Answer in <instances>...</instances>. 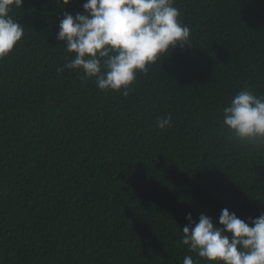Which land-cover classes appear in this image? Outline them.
Listing matches in <instances>:
<instances>
[{"label": "trees", "instance_id": "1", "mask_svg": "<svg viewBox=\"0 0 264 264\" xmlns=\"http://www.w3.org/2000/svg\"><path fill=\"white\" fill-rule=\"evenodd\" d=\"M86 0H24L0 60V264H183L182 229L225 208L264 213V147L229 138L223 109L264 95V0H175L190 46L129 90H100L57 39ZM171 116L170 127H156Z\"/></svg>", "mask_w": 264, "mask_h": 264}, {"label": "clouds", "instance_id": "2", "mask_svg": "<svg viewBox=\"0 0 264 264\" xmlns=\"http://www.w3.org/2000/svg\"><path fill=\"white\" fill-rule=\"evenodd\" d=\"M71 0H62L68 5ZM24 0H0V60L7 58L21 42L24 27L11 15ZM175 0H86L83 12L65 13L57 39L75 58L64 67L79 70L84 79H95L100 90L123 91L125 97L137 75L177 47L190 44V28L182 23ZM171 116L157 118L156 127L165 129ZM223 125L233 141L264 147V95L239 91L223 109ZM182 244L207 264H264V213L245 222L227 208L219 225L200 215L198 222L186 217ZM183 264H199L191 255Z\"/></svg>", "mask_w": 264, "mask_h": 264}]
</instances>
